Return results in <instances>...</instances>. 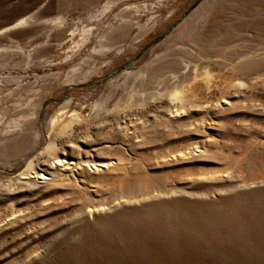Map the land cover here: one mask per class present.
I'll return each instance as SVG.
<instances>
[{
  "label": "rangeland",
  "instance_id": "374dc122",
  "mask_svg": "<svg viewBox=\"0 0 264 264\" xmlns=\"http://www.w3.org/2000/svg\"><path fill=\"white\" fill-rule=\"evenodd\" d=\"M114 2L101 16L102 6ZM122 13L129 27L123 24L105 43L92 38L79 50L81 37L70 35L76 24L87 30ZM31 16L38 21L0 34V53L20 60L22 48L35 51L31 68L11 64L0 74L32 82L36 74L61 73L83 59L96 70L89 83L50 90L40 121L70 99L71 110L81 104L88 115L93 102L115 91L112 109L125 91L107 82L126 70H141L142 88L150 93L179 88L196 70L209 69L215 77L204 84L202 73L198 98L186 99L180 110L163 96L148 100L151 110L137 112L136 119L128 115L132 123L108 115L76 130L81 142L59 150L64 160L41 162L38 173L21 177L33 183L16 189V199L9 202L0 191V208L28 207L16 213L19 218L10 217L13 222L0 223V246L10 238L23 264H264V0H0V29ZM58 17L65 26L51 29L47 21ZM94 47L105 53H94ZM47 61L56 65L49 70ZM136 79H128L126 90ZM235 79L245 86L231 87ZM15 88L0 87V108L23 93ZM16 111L9 114L22 110ZM134 125H143L135 139L128 137ZM26 139L32 141L26 135L0 149V178L19 175L21 163L11 162ZM181 147L197 148L169 156ZM121 196L130 200L115 201ZM86 198L94 207L81 217L76 210ZM33 225L37 229L21 242H12L14 233Z\"/></svg>",
  "mask_w": 264,
  "mask_h": 264
},
{
  "label": "bare ground",
  "instance_id": "6f19581e",
  "mask_svg": "<svg viewBox=\"0 0 264 264\" xmlns=\"http://www.w3.org/2000/svg\"><path fill=\"white\" fill-rule=\"evenodd\" d=\"M119 1L122 2L126 0H119ZM114 6H115V2L112 4L107 3L103 5L102 10L100 11V15L103 16L107 12L109 13V11H111ZM138 8H139L138 5L135 6V9L133 11L139 14L140 10H138ZM129 9L130 6L124 8L123 11L127 12V10L129 11ZM127 16H128L127 14H123V13L119 15L115 14L112 17H108L106 21H102L98 24L96 23V25L90 26V24H88L89 28L87 30L83 29L82 22L80 23L81 27L78 24L76 25L74 24L75 28L72 30L70 35L74 37L77 36L76 34H78L81 37V40L76 42L77 46L79 47V50L86 43H89L92 38H95L97 43H105V41H107L108 39L110 40V38H112L111 36H113L114 31L118 30L120 32L122 30L123 24L126 27L130 26L129 21L126 19ZM94 18H96L94 20H99L98 17H94ZM132 19L136 20L134 24L137 26V28H141L139 19L138 18H132ZM36 21H38V19L35 16H31L29 18L21 17L16 22L9 24L4 28L0 29V34L20 28L21 26H25L27 24H30L31 22H36ZM88 21L90 22V17L88 18ZM47 23L51 26V29H55L65 26L66 22L64 17H58L47 21ZM115 24L118 25L114 26ZM126 32L127 29L124 31L123 34H126ZM15 47L17 48V46ZM22 49H21L22 50L21 53L25 56V58L20 60L16 59V54L7 55L8 53H0V71H2L5 68H8V66L11 64L19 65L20 63H22L21 67L23 69H25L26 67L31 68L30 64L33 62L32 59L34 58L35 51L32 48L31 50L28 51L24 50V48ZM92 50L94 53L103 52L100 49H97L96 47H94ZM6 52H10V51H6ZM16 53H18V51ZM104 53L105 52H103V54ZM75 55L76 53H74L73 55L66 56L64 58L65 64L67 63L69 64L70 62H72ZM61 63H63V60H61ZM44 64L47 65V68L49 67V70L53 68L52 66L56 65L53 64V61H47ZM203 71L204 72L199 73L196 70L193 73V78L191 76L192 79L191 82H190L191 80L190 77L189 80L188 78L184 79L182 80L181 86L179 88H175L170 92L163 93L164 87H162L157 89L155 92L150 93L142 88V85L144 84L145 74H143L141 70L135 73L126 70L121 74H117L116 76L112 77L107 82V85L112 87L110 89H114L120 86L125 91V94H120L121 95L120 100L114 104L112 109H109L108 107H109V103L111 102V99L115 94V91L109 92V94L106 97L104 96L105 98L103 97V99L101 96V100L99 99L93 102L91 104V107L89 105L90 111L88 115L82 114L81 108L83 107L81 106V104H80L81 108L77 109L74 107V109L71 110L70 106L72 100L70 99V100H66L63 104L57 107L54 110L53 114L49 116V118L46 119L43 118V121H40L42 108H43V101L45 100L43 98L49 94L50 90L54 91L56 88H63L65 86H77L79 84L89 83L88 81L90 80V78L93 76V74L96 73L95 67L91 66L89 62L83 59L77 65H75V67L73 66L69 70H66L61 73L47 72L43 75L36 74L33 76L32 82L27 81L26 83H24L25 82L24 78L21 76H13L10 73L7 75L0 74L1 88H7L11 84H16L15 89L19 88L23 92L19 96L13 99L11 106L6 105V108H0V125L4 126V130L2 132L0 131V149L7 147L10 141H15L16 139L19 138L21 139L23 138V136L27 135V136H31L32 138V141L26 139L22 143V152L18 154V156H16V159L12 160V162L9 161L11 162V164H14V162L21 163L22 168L19 175L14 176L8 172L7 175L2 176L0 178V191H3L7 194L8 196L7 201L10 202L16 199L17 197L14 193L16 189L24 188L28 184L33 183L32 181L29 182L23 181L21 177H25V176L29 177L34 173H38L37 169L42 165L41 162L50 161L52 163L54 161L60 162V160H64L59 158L58 156L59 150L63 148L65 149L75 148L76 145L79 142H81V140L76 136L77 134L76 130L83 128L89 129L88 127L90 121H94L97 119L101 120L105 116L107 117L108 115H111L115 118H120V121L122 123L123 122L132 123L131 118H127L128 115L136 119V116H139L142 110L149 111L150 106L148 104V100L154 98H163V96H168L170 98L171 103L175 105V108L177 110L182 109L186 99L195 100L196 98H198V96L195 94V89L199 83L197 81L199 80L198 77L202 75V73L204 77H202V79L200 80H202L204 84L208 83L211 80L210 78L215 77L212 75L211 70L205 69ZM132 76H136L137 79L135 82H133L130 85L129 90H126L125 87L129 85L128 79H130ZM153 81L155 84H158L156 82V78H154ZM245 84H246L245 82L240 81L239 79H235L230 82L231 87H243L245 86ZM10 92H13V90H10ZM39 103L40 105L37 106V104ZM28 108L31 109L30 113L24 111L25 109ZM76 109L77 110L80 109V110L76 111ZM16 110H22V111L17 116L12 117L9 113L11 112L12 114H15L17 113ZM141 126L143 125H134L133 129L135 132L131 136L128 135V137L134 139L141 137L139 134L137 135L136 133L137 129L141 128ZM145 127H147V123ZM88 137L90 139L89 135ZM89 139L86 137L83 140V142H87L89 141ZM196 148L194 150L190 147L177 148L173 152H170L169 156L171 157L188 156V154H190L192 151H195ZM0 161L3 162V160ZM95 161L96 160H86V162L90 164L91 163L95 164ZM45 170L48 171L47 168H45ZM219 173L223 174L227 172L215 171L213 172L212 175H217ZM80 186H81V190L85 194L90 196L92 195V192L88 191L86 189V186L84 185H80ZM119 188L122 189V186H120ZM101 195L102 194H98V196ZM122 199L130 200V198L127 196H121L119 198H116L115 201H120ZM85 200H86L85 206H82L76 210V212L80 214L81 217L85 216L87 213H92L90 210L86 212V208L90 206L94 207L92 200L87 198ZM6 203L8 202H5L4 205H6ZM100 204L103 205V203ZM10 208L11 209L0 208V223L7 220L9 222H13L14 219H9L10 217L15 215V219H16L19 218L17 217L16 213L24 214L26 211H28V207H21V205L19 204L16 206L10 205ZM29 220H30L29 218L25 222L24 221L22 222L21 220L19 222V225L25 224ZM37 227L38 225H33L24 230L19 229L16 232L17 234L14 233L12 237L10 236L13 240L12 242L14 241L21 242L19 240L21 236L26 234L27 231L29 230L37 229ZM8 240L11 239L9 238ZM8 240L7 239L2 240L1 242L0 264L3 262H7L10 259L11 261L6 264H23L22 263L23 258L21 257L22 258L21 259L15 257V253H16L14 250L15 247L12 248V246H10L11 245L10 241L7 242ZM23 242H27V241L23 240ZM18 245L21 246L23 245V243L22 244L18 243ZM17 248L19 247L17 246Z\"/></svg>",
  "mask_w": 264,
  "mask_h": 264
}]
</instances>
